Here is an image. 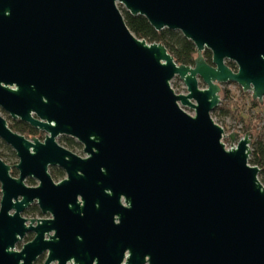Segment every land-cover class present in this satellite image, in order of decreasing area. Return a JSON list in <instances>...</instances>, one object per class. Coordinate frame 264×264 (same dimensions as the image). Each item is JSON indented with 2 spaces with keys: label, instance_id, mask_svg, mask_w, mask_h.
<instances>
[{
  "label": "water",
  "instance_id": "obj_1",
  "mask_svg": "<svg viewBox=\"0 0 264 264\" xmlns=\"http://www.w3.org/2000/svg\"><path fill=\"white\" fill-rule=\"evenodd\" d=\"M121 5L194 42V64L135 35ZM175 77L187 93H176ZM228 82L264 103V0H0V105L49 132L31 141L0 113V136L20 159L13 177L0 155V264H34L44 253L43 264H93L61 253V182L49 173L61 163L105 165L118 202L124 194L130 205L118 226L131 229H115L97 264H121L127 250L124 264H264L251 134L227 135L212 117ZM61 133L89 156L61 147ZM34 202L53 217H26Z\"/></svg>",
  "mask_w": 264,
  "mask_h": 264
},
{
  "label": "flooded vegetation",
  "instance_id": "obj_2",
  "mask_svg": "<svg viewBox=\"0 0 264 264\" xmlns=\"http://www.w3.org/2000/svg\"><path fill=\"white\" fill-rule=\"evenodd\" d=\"M209 63H212V60ZM0 113L14 132L31 141L38 139L40 142H45L49 135L44 128L34 126L20 117H13L1 105ZM33 116L36 117L35 114ZM58 137L61 138V143ZM56 141L61 147L77 156L82 158L89 156L85 152V145L72 135L61 133L56 137ZM0 155L11 166V175L19 177L20 171L16 167L20 160L19 156L1 136ZM67 159H69L68 156ZM49 173L55 183L61 182V253L68 247L81 260L93 257V264H97L99 257L116 243L115 229H131L128 226H118L123 221L124 208L130 207L125 195L119 194L118 202L117 189L111 182L110 172L105 165L93 167L77 163L67 168L61 163V166L49 165ZM25 182L28 185L40 183L39 180L30 176ZM24 215L28 218L53 217L51 213L43 214L37 202L32 203L25 210ZM29 235L33 239L34 233H28L24 242L32 240L27 239ZM128 256L129 250L126 251L121 264L127 261ZM46 258L47 253H44L34 264H43ZM77 263L80 261H77L75 257L67 262V264Z\"/></svg>",
  "mask_w": 264,
  "mask_h": 264
},
{
  "label": "trees",
  "instance_id": "obj_3",
  "mask_svg": "<svg viewBox=\"0 0 264 264\" xmlns=\"http://www.w3.org/2000/svg\"><path fill=\"white\" fill-rule=\"evenodd\" d=\"M123 14L125 16V20L129 26V28L141 39L147 40L149 43H163L169 50V52L176 58V61L179 64H187L193 65L194 60L197 57V48L194 42L188 39L184 34H182L178 30L174 29H163L157 30L148 19L143 15H133L129 11H127L122 5L120 6ZM207 60L210 62L212 60L211 51L207 49L204 52ZM228 64L234 69L237 68L234 62L228 61ZM243 89V88H242ZM230 89H225L224 92H221V96L225 99L229 98ZM222 97V99H223ZM252 105L257 106L258 108H263V104H261L258 100L254 99L251 95ZM218 110L223 111V113H230L231 109L226 108L224 106L218 107ZM242 121H245V117L241 116ZM250 118L249 121H245V128L243 131L245 133L253 134L252 128V120ZM252 152L250 156V164L258 165L261 168L259 176L261 178L262 183L264 184V135L258 133L257 137L253 139ZM1 187V185H0ZM0 200H1V190H0ZM27 239H32V236L29 235Z\"/></svg>",
  "mask_w": 264,
  "mask_h": 264
},
{
  "label": "rangeland",
  "instance_id": "obj_4",
  "mask_svg": "<svg viewBox=\"0 0 264 264\" xmlns=\"http://www.w3.org/2000/svg\"><path fill=\"white\" fill-rule=\"evenodd\" d=\"M171 84L176 93L184 94L188 92L185 82H183L178 77H175ZM200 86L201 88H206V84L203 81L200 82ZM222 88V92H224L225 89H230V94L228 99H225L223 96H221V99L222 97L223 99L218 107L224 106L231 109V111L230 113H223V111L218 110L217 107L212 112L214 121L224 127L225 133H227V135H229L231 131H237L242 134H246L243 131L245 128V123L247 121L250 122L249 119L253 118L252 128L254 129V132L251 134L252 142L253 139L257 137L258 133L264 135V105L263 108H258L257 106L252 105V92H245L242 87L235 82L222 84ZM184 109L192 115L196 114V112L188 106H185ZM241 116L245 117L246 122L240 119ZM227 135L224 137L223 142L227 145V148H231V140ZM58 141L61 143L60 137H58Z\"/></svg>",
  "mask_w": 264,
  "mask_h": 264
}]
</instances>
